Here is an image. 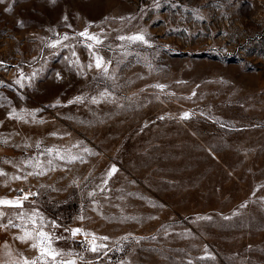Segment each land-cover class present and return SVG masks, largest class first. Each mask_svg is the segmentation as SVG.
Masks as SVG:
<instances>
[{"label":"rangeland","instance_id":"374dc122","mask_svg":"<svg viewBox=\"0 0 264 264\" xmlns=\"http://www.w3.org/2000/svg\"><path fill=\"white\" fill-rule=\"evenodd\" d=\"M0 173V264H264V0H0Z\"/></svg>","mask_w":264,"mask_h":264},{"label":"snow or ice","instance_id":"6c2138e0","mask_svg":"<svg viewBox=\"0 0 264 264\" xmlns=\"http://www.w3.org/2000/svg\"><path fill=\"white\" fill-rule=\"evenodd\" d=\"M80 35L84 36V35H86V33H81ZM89 38L93 39L92 37H89ZM65 39H67V37H65ZM121 39H125V37H121ZM127 39H129L131 41H144L145 38H144L143 35H135V36L127 37ZM96 67L97 68L101 67V61L99 59L97 60ZM105 71H106V69H105ZM112 171L114 172L115 169H112ZM0 174H2V173H0ZM109 175H111V173H109ZM17 179H19V177ZM27 198H28L27 196L23 197V199H27ZM0 204L9 205V206H17V207L22 206L19 200H17V201L4 200V201H0ZM33 223H35V222L33 221ZM13 226H15V225H13ZM76 232H79V229H77ZM38 236L41 238V240H40V244L41 245H43L44 242L48 240V235L45 232H43V231H39L38 232ZM20 239L22 241H24L26 238L25 237H21ZM32 247L36 248L37 245L33 244ZM92 250L96 251V248L93 247ZM39 252H40V257H42V258L43 257H47V258H50L53 261H55L56 257L59 255V253L56 250H51L50 248H46V247H43V246L40 247ZM33 264H36V262L34 261ZM45 264H46V261H45ZM64 264H75V262L74 261H67V262H64Z\"/></svg>","mask_w":264,"mask_h":264}]
</instances>
